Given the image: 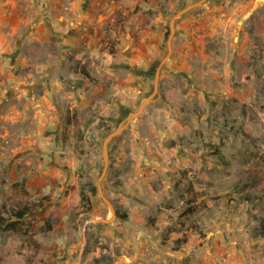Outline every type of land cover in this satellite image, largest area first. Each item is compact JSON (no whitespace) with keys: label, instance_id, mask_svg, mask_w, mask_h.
I'll use <instances>...</instances> for the list:
<instances>
[{"label":"rangeland","instance_id":"rangeland-1","mask_svg":"<svg viewBox=\"0 0 264 264\" xmlns=\"http://www.w3.org/2000/svg\"><path fill=\"white\" fill-rule=\"evenodd\" d=\"M194 1L0 0V264H264V0Z\"/></svg>","mask_w":264,"mask_h":264},{"label":"trees","instance_id":"trees-1","mask_svg":"<svg viewBox=\"0 0 264 264\" xmlns=\"http://www.w3.org/2000/svg\"><path fill=\"white\" fill-rule=\"evenodd\" d=\"M24 185V183H21ZM14 185H17L15 182ZM95 187H93L92 191H95ZM30 215H32V211L28 205H24L21 207H18L10 212V216L7 218L4 216V213L0 211V230H21L22 223L24 219L30 218ZM262 232L261 234H264V218L262 219ZM25 233V231H23ZM95 261L98 264H105L109 263V260H102V258L98 257L95 258Z\"/></svg>","mask_w":264,"mask_h":264},{"label":"water","instance_id":"water-1","mask_svg":"<svg viewBox=\"0 0 264 264\" xmlns=\"http://www.w3.org/2000/svg\"><path fill=\"white\" fill-rule=\"evenodd\" d=\"M201 2V0H197V1H194L192 2L191 4H188L187 6H184L180 11H178V13H176L172 19H171V32L173 33L174 32V20L176 17H178L179 15L185 13L186 11H188L190 8L198 5L199 3ZM170 39H171V36L169 37V41H168V44L170 45ZM155 90H156V85H155ZM150 96L146 97V100L143 102V103H146L148 100H149ZM141 111V108L138 110V112H130V114L128 115V120L131 118V117H134L136 116L139 112ZM124 126H119L117 127L114 131H112L105 139H104V143H103V147H104V152L106 153L107 152V149H106V145L108 143V141L113 138L114 136H116L118 133L121 132L122 128ZM107 203L110 205L111 209H112V212H113V215L115 213V210L114 208L112 207L110 201L107 200ZM94 221H96L94 219ZM106 221V220H105ZM122 260L124 261V264H127L126 260L124 258H122Z\"/></svg>","mask_w":264,"mask_h":264},{"label":"crops","instance_id":"crops-1","mask_svg":"<svg viewBox=\"0 0 264 264\" xmlns=\"http://www.w3.org/2000/svg\"><path fill=\"white\" fill-rule=\"evenodd\" d=\"M98 3V2H97ZM97 3H94L95 5L97 4ZM98 6V5H97Z\"/></svg>","mask_w":264,"mask_h":264}]
</instances>
